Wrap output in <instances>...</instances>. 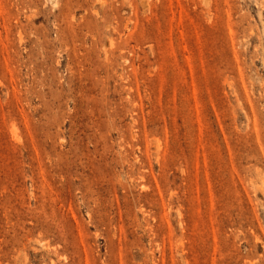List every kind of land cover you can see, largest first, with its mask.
<instances>
[{"label": "rangeland", "instance_id": "rangeland-1", "mask_svg": "<svg viewBox=\"0 0 264 264\" xmlns=\"http://www.w3.org/2000/svg\"><path fill=\"white\" fill-rule=\"evenodd\" d=\"M0 264H264V0H0Z\"/></svg>", "mask_w": 264, "mask_h": 264}]
</instances>
